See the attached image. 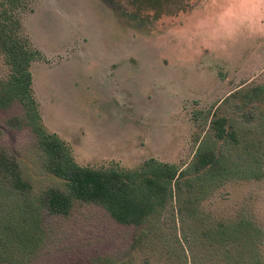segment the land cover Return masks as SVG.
<instances>
[{
    "label": "rangeland",
    "instance_id": "obj_1",
    "mask_svg": "<svg viewBox=\"0 0 264 264\" xmlns=\"http://www.w3.org/2000/svg\"><path fill=\"white\" fill-rule=\"evenodd\" d=\"M22 21L40 52L31 72L42 123L83 166L189 163L208 131V111L231 92L264 88L259 0H184L161 10L132 0H30ZM9 75L0 52V79ZM9 114L0 110V144L24 152L30 139L4 126ZM253 151L263 157L261 177L226 183L202 208L215 219L254 222L264 263V146ZM46 226L50 251L40 264H178L159 235L133 250L135 230L98 207L76 205Z\"/></svg>",
    "mask_w": 264,
    "mask_h": 264
},
{
    "label": "trees",
    "instance_id": "obj_2",
    "mask_svg": "<svg viewBox=\"0 0 264 264\" xmlns=\"http://www.w3.org/2000/svg\"><path fill=\"white\" fill-rule=\"evenodd\" d=\"M28 1L0 0V52L10 68L9 77L0 79V110L9 114L16 108L4 126L30 139L25 154L0 144V264L43 263L50 251L47 218L68 217L76 205L98 207L113 223L135 230L133 250L159 235L178 264H264L254 222L215 219L202 208L226 183L261 177L263 157L253 149L264 146V88L236 90L209 110L208 131L202 140L197 137L189 163L152 158L139 169L80 165L67 142L42 123L31 72L40 52L22 21ZM132 1L141 10L184 3ZM252 131L257 138L247 136Z\"/></svg>",
    "mask_w": 264,
    "mask_h": 264
},
{
    "label": "clouds",
    "instance_id": "obj_3",
    "mask_svg": "<svg viewBox=\"0 0 264 264\" xmlns=\"http://www.w3.org/2000/svg\"><path fill=\"white\" fill-rule=\"evenodd\" d=\"M259 2H260L261 4H264V0H259Z\"/></svg>",
    "mask_w": 264,
    "mask_h": 264
}]
</instances>
